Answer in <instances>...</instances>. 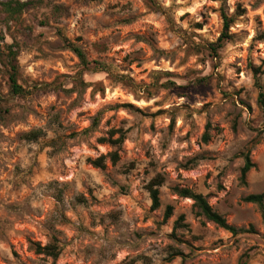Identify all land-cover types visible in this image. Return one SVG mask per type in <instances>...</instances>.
<instances>
[{"label": "clouds", "instance_id": "clouds-1", "mask_svg": "<svg viewBox=\"0 0 264 264\" xmlns=\"http://www.w3.org/2000/svg\"><path fill=\"white\" fill-rule=\"evenodd\" d=\"M0 264H264V0H0Z\"/></svg>", "mask_w": 264, "mask_h": 264}]
</instances>
